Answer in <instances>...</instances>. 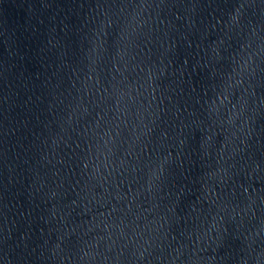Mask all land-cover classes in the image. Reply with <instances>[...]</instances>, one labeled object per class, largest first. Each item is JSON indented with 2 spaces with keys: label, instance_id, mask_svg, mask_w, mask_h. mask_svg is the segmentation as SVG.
Masks as SVG:
<instances>
[{
  "label": "water",
  "instance_id": "water-1",
  "mask_svg": "<svg viewBox=\"0 0 264 264\" xmlns=\"http://www.w3.org/2000/svg\"><path fill=\"white\" fill-rule=\"evenodd\" d=\"M0 264H264V0H0Z\"/></svg>",
  "mask_w": 264,
  "mask_h": 264
}]
</instances>
